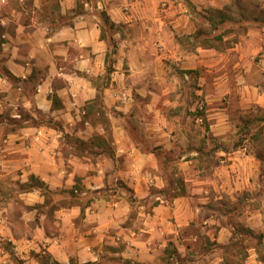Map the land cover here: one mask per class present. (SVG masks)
<instances>
[{
  "label": "crops",
  "instance_id": "1",
  "mask_svg": "<svg viewBox=\"0 0 264 264\" xmlns=\"http://www.w3.org/2000/svg\"><path fill=\"white\" fill-rule=\"evenodd\" d=\"M233 1L0 0V264H264V24L215 45Z\"/></svg>",
  "mask_w": 264,
  "mask_h": 264
},
{
  "label": "rangeland",
  "instance_id": "2",
  "mask_svg": "<svg viewBox=\"0 0 264 264\" xmlns=\"http://www.w3.org/2000/svg\"><path fill=\"white\" fill-rule=\"evenodd\" d=\"M226 8L227 10L222 11L223 16H225L226 20L224 21L223 18V21H221L222 25L218 26L217 24L220 23V21H218L220 20V18L218 19V16H214L213 20L216 23L213 24V26L217 28V30L214 33L210 31V34H213L215 36H221V34L226 33L228 30H234L235 28L240 33L241 31H243V29L246 28V26L254 23V17L257 18L259 24H264V0L260 1L257 4L254 2H245L240 0H238L237 2L233 1L232 4L228 5ZM226 25H229L230 27L221 31V34H218L219 30L224 28ZM217 40L218 39H214V44L221 45V43ZM171 71L172 73H174L175 69H172ZM194 113L199 116L201 115L200 117L203 118L202 115L204 113V106L198 107L196 111H194ZM192 120L193 122L195 121L194 118ZM192 120L189 122L192 123ZM248 120L251 122V139L253 141L259 140V142L263 143L264 146V125H260V122H254V119ZM199 124H204L203 119L199 121ZM203 139V141H206L205 138ZM214 140V137H209L210 143L213 144L215 142ZM205 147L207 148V146ZM258 151L262 152V154L264 155V147ZM249 246L250 244L248 242L245 244L244 242L240 241L233 243L232 245H229L227 247H224L222 252L224 253L225 260L221 262V264H251L248 259L249 253L246 250V248H248ZM204 248H207V246L201 247V250L203 251ZM221 249L222 248H219L218 251L221 252ZM179 261L180 264H192L195 261V258L193 256L186 255L184 257H179ZM202 263L203 262H200L199 264Z\"/></svg>",
  "mask_w": 264,
  "mask_h": 264
},
{
  "label": "trees",
  "instance_id": "3",
  "mask_svg": "<svg viewBox=\"0 0 264 264\" xmlns=\"http://www.w3.org/2000/svg\"><path fill=\"white\" fill-rule=\"evenodd\" d=\"M238 1V0H237ZM223 10H211V12H210V17H212V18H214V16L215 17H217L218 16V19L220 18V20H218V21H223L224 19L223 18H225L224 16H223V12H222ZM223 16V17H222ZM223 19V20H222ZM256 20H257V18H255ZM105 22H106V24H108V28L110 29V30H114V29H116V26L113 24V23H109L108 22V20L105 18ZM200 33H201V31H200ZM214 39H221V36H214ZM24 117H28V116H24Z\"/></svg>",
  "mask_w": 264,
  "mask_h": 264
},
{
  "label": "built area",
  "instance_id": "4",
  "mask_svg": "<svg viewBox=\"0 0 264 264\" xmlns=\"http://www.w3.org/2000/svg\"><path fill=\"white\" fill-rule=\"evenodd\" d=\"M200 120H202V119L200 118Z\"/></svg>",
  "mask_w": 264,
  "mask_h": 264
}]
</instances>
